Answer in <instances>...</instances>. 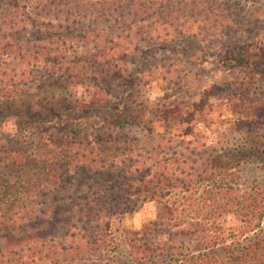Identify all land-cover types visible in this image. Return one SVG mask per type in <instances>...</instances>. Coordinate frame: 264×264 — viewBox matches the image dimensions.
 <instances>
[{
	"label": "trees",
	"instance_id": "1",
	"mask_svg": "<svg viewBox=\"0 0 264 264\" xmlns=\"http://www.w3.org/2000/svg\"><path fill=\"white\" fill-rule=\"evenodd\" d=\"M231 1L247 2L118 0L101 14L113 20L115 31L72 32L55 42L59 16L68 24L96 23L100 9L91 5L85 16L82 0L34 8L0 0V101L41 87L87 88L74 118L53 107H21L12 114L19 129L38 136L33 153L10 146L0 130V264H264L261 194L229 186L204 191L197 170L182 168L183 155L171 152L166 134L148 148L121 135L131 105L142 103L141 86L156 73L144 65L129 74L124 59L158 52L184 59L199 51L204 63L237 67L249 79L263 75L257 43L230 42V34L209 36L205 29ZM210 38L218 41L212 52L187 46ZM81 48L87 51L78 53ZM217 89L207 96L216 98ZM206 106L202 100L194 110ZM169 114L165 110L163 119ZM193 135L188 128L183 136ZM174 192L180 199L167 200ZM148 202L160 203L157 220L122 239L115 219ZM123 245L125 262L118 258Z\"/></svg>",
	"mask_w": 264,
	"mask_h": 264
},
{
	"label": "rangeland",
	"instance_id": "2",
	"mask_svg": "<svg viewBox=\"0 0 264 264\" xmlns=\"http://www.w3.org/2000/svg\"><path fill=\"white\" fill-rule=\"evenodd\" d=\"M51 1L18 0L20 5L30 8L43 7ZM82 1L86 3L83 4V15L89 14L87 12L91 5L100 9L95 15L97 22L85 20L78 23L77 20L68 24L63 21V16H59L61 19H57L54 28L56 33L53 34L55 42H58L59 36L72 32L86 36L89 33L109 34L110 28L116 30L117 25L113 20L101 14L104 8L116 5L118 0ZM224 11L217 22L205 25L209 36L230 34V42L245 40L257 43L254 54L260 58L263 75L249 79L237 67L220 69L213 61L204 63L199 51L190 52L184 59L171 52H158L155 56L149 54L148 58L134 56L124 59L121 66L127 68L129 74L144 65L148 70L156 68V73H150L153 76L149 83L145 78L148 85L141 86L142 103L131 105V117L126 131L121 132V135L135 137L139 141V148H148L158 142L159 136L166 134L165 140H171V152L183 155L181 162L187 165H182V168L197 170L202 180V190L229 186L247 195L261 194L264 201V44L260 42L261 39L264 41V0L240 3L231 1ZM220 24H225L227 28H219ZM62 27L68 28L67 33L61 31ZM187 43L190 48H203L212 52L218 41L210 38L205 43L196 44L195 40ZM86 46L89 52H93L91 45ZM85 50L81 48L78 53ZM213 87L218 89L216 98L211 99L207 92ZM83 97H87L86 87L66 85L41 87L15 99L0 101V130L10 146L33 153L38 136L32 130L19 129L18 120L12 114L21 107H53L63 108L74 118L77 110L73 108L76 101ZM202 100L207 102V106L203 112L196 113L194 106ZM165 110L170 113L167 121L162 115ZM194 115L195 119L192 118ZM37 127V130H41L39 125ZM188 128L194 130L192 137L183 136ZM178 199V193L174 192L167 200ZM160 211L159 202L141 204L134 213L115 219L114 228L119 230L124 239L130 233L140 231L149 222L157 220ZM229 220L233 218L229 217ZM118 258L124 262L128 260V251L124 245L118 252Z\"/></svg>",
	"mask_w": 264,
	"mask_h": 264
}]
</instances>
